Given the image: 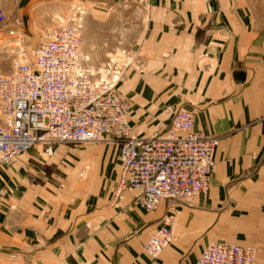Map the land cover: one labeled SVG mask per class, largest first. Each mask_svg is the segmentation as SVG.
I'll return each mask as SVG.
<instances>
[{
    "label": "crops",
    "instance_id": "1",
    "mask_svg": "<svg viewBox=\"0 0 264 264\" xmlns=\"http://www.w3.org/2000/svg\"><path fill=\"white\" fill-rule=\"evenodd\" d=\"M172 1L156 0L150 6L146 29L160 34L155 41H141L145 73L130 71L128 86L118 91L128 92L135 114L190 111L193 130L217 139L207 197L162 200L146 213L134 201L137 192L127 191L90 211L68 210V219L51 214V205L41 216L42 202H35L39 213L32 217L0 216V264H194L213 242L251 247L253 264H264V8L258 5L254 14L249 0H236L234 20V5L225 0L219 16L224 15L225 37L168 41L163 31L169 28V9L180 5L176 11L184 14L192 7L204 9L202 0ZM205 62L207 71L201 69ZM79 151L82 161L74 170L84 169L83 175L95 163L87 159L89 150ZM27 158L30 155L15 158L12 170ZM119 174L118 162L110 192ZM100 185L107 188L109 183ZM173 210L178 214L172 239L151 259L142 246ZM57 237H68V245H58Z\"/></svg>",
    "mask_w": 264,
    "mask_h": 264
},
{
    "label": "built area",
    "instance_id": "2",
    "mask_svg": "<svg viewBox=\"0 0 264 264\" xmlns=\"http://www.w3.org/2000/svg\"><path fill=\"white\" fill-rule=\"evenodd\" d=\"M10 21L0 9V30ZM14 26L5 31L10 39L16 38ZM111 63L90 68L77 29L70 25L48 31L34 47L16 45L9 71L0 74V165L37 145L48 156L53 141L81 144L126 136L128 104L115 91L119 70ZM193 126L192 113L180 108L163 133L121 140L112 199L136 191L138 205L152 212L162 200L205 198L218 141ZM177 214L163 216L142 246L146 256L156 258L170 243ZM254 254L251 247L213 242L194 264H253Z\"/></svg>",
    "mask_w": 264,
    "mask_h": 264
},
{
    "label": "rangeland",
    "instance_id": "3",
    "mask_svg": "<svg viewBox=\"0 0 264 264\" xmlns=\"http://www.w3.org/2000/svg\"><path fill=\"white\" fill-rule=\"evenodd\" d=\"M227 1H230L231 6L234 5L230 9L235 20L236 0ZM202 2L203 12L199 7H192L185 14L177 12L180 5L169 9V28L163 31V37L168 41H209L210 38L225 37L224 15L219 17L224 14L225 0ZM155 4L156 0H0V9L11 20L6 28L0 30V74L9 71L16 45L34 47L45 40L48 31L70 25L77 29L82 52L90 68L100 69L111 60V69L119 70L114 88L128 104L125 117L127 135L122 138L103 137L97 142L81 144L53 141L48 156H44L37 145L18 156L31 157L18 169L12 170L15 166L13 161L0 165V190L6 191L0 194V216L20 217L21 220L25 216L32 217L33 213H39L34 203L42 202L41 216L48 214L51 205V214L68 219V210L70 213L90 211L103 200L108 202L113 194L110 189L118 166L120 141L128 137L143 139L165 131L171 117L180 108L160 110L158 114L140 110L135 114L129 104L128 92L123 89L118 91L120 86H128L130 71L139 75L145 73L143 54H140L141 41H149L150 37L155 41L160 34V31L146 29L150 6ZM249 4L254 14L258 5L264 8V0H249ZM12 21H16V24H12ZM11 26L16 27L14 39L5 33ZM209 68L207 62L201 65L203 71ZM84 149L89 150L88 154H91L87 159L94 161L95 165L82 175L80 172H84V169H74L82 161V152L79 150ZM87 180L89 183H85ZM105 181L109 183L107 188L100 185V182ZM134 201L143 211L136 198ZM55 241H58V245H68V237H57Z\"/></svg>",
    "mask_w": 264,
    "mask_h": 264
}]
</instances>
